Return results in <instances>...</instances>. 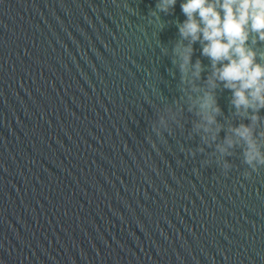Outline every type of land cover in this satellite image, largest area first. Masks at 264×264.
Masks as SVG:
<instances>
[{
  "label": "water",
  "instance_id": "95a60500",
  "mask_svg": "<svg viewBox=\"0 0 264 264\" xmlns=\"http://www.w3.org/2000/svg\"><path fill=\"white\" fill-rule=\"evenodd\" d=\"M181 2L0 0V264H264V166L237 148L225 172L194 131ZM215 96L225 129L250 123Z\"/></svg>",
  "mask_w": 264,
  "mask_h": 264
},
{
  "label": "clouds",
  "instance_id": "9594fccd",
  "mask_svg": "<svg viewBox=\"0 0 264 264\" xmlns=\"http://www.w3.org/2000/svg\"><path fill=\"white\" fill-rule=\"evenodd\" d=\"M177 0H157L151 16L160 19V13H173ZM183 22L176 27L182 40L177 42L173 52V63L177 64L181 82L191 85V93H202L193 98L189 111H195L200 122L194 131L202 133L200 140L204 146L213 149L209 157L227 172L231 165L227 159L233 149H242L243 162L257 172V165L264 166V133L256 130L259 112L264 109V64L258 62V54L251 43L264 42V0H182ZM188 43L184 44L183 41ZM202 45L201 55L211 63V74L207 76V89L195 84L201 78L202 61L192 63L195 45ZM259 57L264 58V53ZM191 71L192 79L188 74ZM219 84L231 92L230 104L235 114L250 123L229 125L226 129L218 122L221 113L215 90ZM152 130L154 131L153 127ZM223 142H218L221 132ZM204 148L199 152L204 153ZM219 153V156L216 154ZM195 155V152H193ZM203 161L210 164L211 159ZM245 177L251 174L244 173Z\"/></svg>",
  "mask_w": 264,
  "mask_h": 264
}]
</instances>
